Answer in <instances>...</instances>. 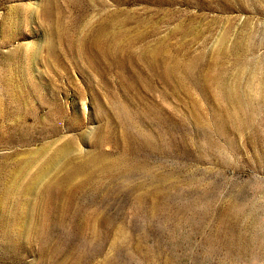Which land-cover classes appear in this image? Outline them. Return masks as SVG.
<instances>
[{
  "label": "rangeland",
  "instance_id": "374dc122",
  "mask_svg": "<svg viewBox=\"0 0 264 264\" xmlns=\"http://www.w3.org/2000/svg\"><path fill=\"white\" fill-rule=\"evenodd\" d=\"M0 264H264V0H0Z\"/></svg>",
  "mask_w": 264,
  "mask_h": 264
},
{
  "label": "bare ground",
  "instance_id": "6f19581e",
  "mask_svg": "<svg viewBox=\"0 0 264 264\" xmlns=\"http://www.w3.org/2000/svg\"><path fill=\"white\" fill-rule=\"evenodd\" d=\"M96 42L101 46V48H102V50H103V54H111L110 53V48H112V49H114V52H117V51H122V49H119V42L115 39V38H109L108 40L104 37V33H103V30H99V32H98V34H97V36H96ZM106 40H107V42H106ZM110 50V51H109ZM126 52V51H125ZM142 53H144V52H142ZM141 54V53H140ZM127 55V54H126ZM143 55V54H142ZM139 56V55H138ZM137 56V57H138ZM138 60H139V58H137ZM152 60H153V62H157V64H158V59H155V57H153V58H151ZM141 60V59H140ZM142 62V61H141ZM149 62V61H148ZM161 62V61H160ZM162 63V62H161ZM150 65L151 64V62L150 63H146V65ZM165 64V63H164ZM168 65V64H167ZM158 66V65H157ZM161 66V65H160ZM165 66V65H164ZM177 66V65H176ZM147 67V66H146ZM159 67V66H158ZM157 67V69H159ZM169 67V66H168ZM149 69L151 68V67H148ZM161 68V67H160ZM162 68H164L163 66H162ZM176 67H174V69H175ZM154 69H155V67H154ZM153 69V70H154ZM168 69V68H167ZM166 69V70H167ZM172 69V68H171ZM152 70V69H151ZM151 70H148V71H151ZM160 70V69H159ZM161 70H163V69H161ZM164 70H165V68H164ZM155 71V70H154ZM169 71V70H168ZM168 71H167V73H168ZM173 71V70H172ZM158 72V71H157ZM152 73H154V72H152ZM160 73V72H159ZM158 73V74H159ZM164 73H166V71L164 72ZM166 73V74H167ZM161 74V73H160ZM169 75V74H168ZM173 75V74H172ZM168 77V76H167ZM169 78V77H168ZM231 91V90H230ZM230 93V92H229ZM233 95V94H232ZM234 96V95H233ZM232 96V97H233ZM230 98V97H229ZM231 99V98H230ZM233 100H234V98H233ZM123 110V109H122ZM121 112H123V111H121ZM123 114V113H122ZM121 115V114H120ZM125 116V115H124ZM157 116H159V115H157ZM127 118V117H126ZM127 123V122H126ZM128 124V123H127ZM126 124V125H127ZM123 130V129H122ZM125 134H126V132H125ZM129 134V133H128ZM120 137V136H119ZM129 137V136H128ZM136 137V136H135ZM125 138V137H124ZM137 138V137H136ZM135 138V139H136ZM138 138H140V137H138ZM141 138H142V136H141ZM144 139V143H147V144H150V140L149 139H147V138H143ZM126 140V139H125ZM128 140V139H127ZM141 140V139H140ZM119 141V140H118ZM129 141V140H128ZM140 143V142H139ZM152 144V143H151ZM126 146V145H125ZM140 146V145H139ZM147 146V145H146ZM142 147V146H141ZM144 148V147H143ZM125 165V164H124ZM123 165V166H124ZM124 168V167H123ZM126 169V168H125ZM111 174V173H110Z\"/></svg>",
  "mask_w": 264,
  "mask_h": 264
}]
</instances>
